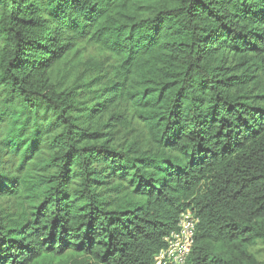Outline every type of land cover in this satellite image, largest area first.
Here are the masks:
<instances>
[{
    "label": "trees",
    "instance_id": "1",
    "mask_svg": "<svg viewBox=\"0 0 264 264\" xmlns=\"http://www.w3.org/2000/svg\"><path fill=\"white\" fill-rule=\"evenodd\" d=\"M0 199V264H156L187 211V264H264V0H0Z\"/></svg>",
    "mask_w": 264,
    "mask_h": 264
},
{
    "label": "built area",
    "instance_id": "2",
    "mask_svg": "<svg viewBox=\"0 0 264 264\" xmlns=\"http://www.w3.org/2000/svg\"><path fill=\"white\" fill-rule=\"evenodd\" d=\"M198 221L190 211L183 213L176 230L165 238V247L155 257L156 264H187Z\"/></svg>",
    "mask_w": 264,
    "mask_h": 264
},
{
    "label": "rangeland",
    "instance_id": "3",
    "mask_svg": "<svg viewBox=\"0 0 264 264\" xmlns=\"http://www.w3.org/2000/svg\"><path fill=\"white\" fill-rule=\"evenodd\" d=\"M88 53L85 55L86 58H88V54L90 56H97L96 55V50L94 48H89ZM135 127H137L135 125ZM138 130H141L140 127H137ZM124 134H126V132L122 133V137L125 136ZM141 135V134H139ZM138 136V135H135ZM141 139V138H140ZM14 212V204L9 201V200H5V199H0V213L2 212ZM251 252L256 254V256L258 257V259L262 262H264V243H259L257 246H255L254 248L251 249Z\"/></svg>",
    "mask_w": 264,
    "mask_h": 264
}]
</instances>
